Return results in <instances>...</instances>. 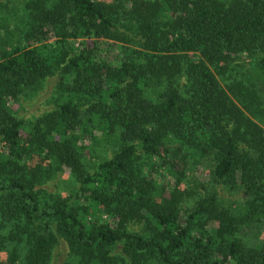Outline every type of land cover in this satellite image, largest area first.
I'll return each mask as SVG.
<instances>
[{"label": "trees", "instance_id": "obj_1", "mask_svg": "<svg viewBox=\"0 0 264 264\" xmlns=\"http://www.w3.org/2000/svg\"><path fill=\"white\" fill-rule=\"evenodd\" d=\"M22 8L21 33L0 41L6 264H48L58 244L61 264H264V0ZM231 69L240 78L226 83ZM48 77L52 107L18 116ZM105 139L116 151L88 169ZM204 162L211 190L189 204L191 187L207 189L190 178ZM63 173L61 190L48 186ZM246 231L263 237L250 245Z\"/></svg>", "mask_w": 264, "mask_h": 264}, {"label": "rangeland", "instance_id": "obj_2", "mask_svg": "<svg viewBox=\"0 0 264 264\" xmlns=\"http://www.w3.org/2000/svg\"><path fill=\"white\" fill-rule=\"evenodd\" d=\"M26 0H0V41L3 40V36L9 35L10 32H17L20 34L22 29L26 23V14L22 8L23 2ZM47 2L49 0H46ZM226 1V0H224ZM237 67H234V71L237 70ZM238 71V70H237ZM225 82H230L233 79L240 78L239 75L233 73L232 69L224 75ZM55 84L54 77H48L42 80L38 85H35L32 89L24 92V94L19 98L18 102L13 104V109H15L18 116L25 120H33L35 117L41 115L52 107L51 98L53 96V86ZM222 84V82H221ZM260 97L264 96V91L259 92ZM264 97H262L263 99ZM263 110V109H262ZM264 115V113H263ZM261 116L259 119L255 118V121H258L260 125L264 127V119ZM100 143L91 151L89 154L85 155L82 158V162L89 169L92 164H94L98 159L102 157L111 156L117 149L116 142L114 139L109 140H100ZM208 164L204 162L201 166L197 165L191 168L192 175L190 178H193L198 183L203 182L204 186L207 189L200 188L195 186L191 187V192L196 188V191L193 192L192 199H190L189 204H193V198L205 194L209 192L210 186L206 185L208 180ZM68 179L67 173L55 175L54 178L48 179L47 182L49 187L58 186L59 190L62 189L65 181ZM9 227L6 226L4 228H0V235H5ZM242 241L249 243L250 245L256 243L257 240L263 237V234L259 232L256 234L255 232L246 231V235L242 233ZM15 246L14 244H10L6 242L2 248H0V261L1 264H6L5 259L10 249ZM20 244H17L18 255L21 258L23 253V248H21ZM65 247L61 244H58L56 248L53 249L52 255L50 257V261L48 264H61L65 254ZM13 264H21V261H16ZM156 264V263H151Z\"/></svg>", "mask_w": 264, "mask_h": 264}]
</instances>
